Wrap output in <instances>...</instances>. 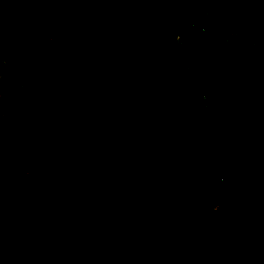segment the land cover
Returning a JSON list of instances; mask_svg holds the SVG:
<instances>
[{
    "label": "trees",
    "instance_id": "trees-1",
    "mask_svg": "<svg viewBox=\"0 0 264 264\" xmlns=\"http://www.w3.org/2000/svg\"><path fill=\"white\" fill-rule=\"evenodd\" d=\"M0 58V264H264V0H0Z\"/></svg>",
    "mask_w": 264,
    "mask_h": 264
},
{
    "label": "built area",
    "instance_id": "built-area-1",
    "mask_svg": "<svg viewBox=\"0 0 264 264\" xmlns=\"http://www.w3.org/2000/svg\"><path fill=\"white\" fill-rule=\"evenodd\" d=\"M5 59L4 58H0V67L3 65V63H5Z\"/></svg>",
    "mask_w": 264,
    "mask_h": 264
},
{
    "label": "rangeland",
    "instance_id": "rangeland-1",
    "mask_svg": "<svg viewBox=\"0 0 264 264\" xmlns=\"http://www.w3.org/2000/svg\"><path fill=\"white\" fill-rule=\"evenodd\" d=\"M14 19H15V16H12V17L10 16L9 19H8V21H9V22H13Z\"/></svg>",
    "mask_w": 264,
    "mask_h": 264
}]
</instances>
